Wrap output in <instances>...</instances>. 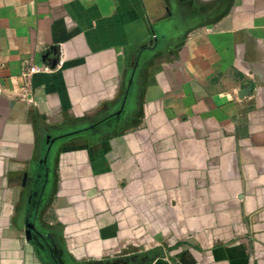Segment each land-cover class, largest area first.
I'll list each match as a JSON object with an SVG mask.
<instances>
[{"label":"crops","instance_id":"1","mask_svg":"<svg viewBox=\"0 0 264 264\" xmlns=\"http://www.w3.org/2000/svg\"><path fill=\"white\" fill-rule=\"evenodd\" d=\"M117 259L264 264V0H0V264Z\"/></svg>","mask_w":264,"mask_h":264},{"label":"built area","instance_id":"2","mask_svg":"<svg viewBox=\"0 0 264 264\" xmlns=\"http://www.w3.org/2000/svg\"><path fill=\"white\" fill-rule=\"evenodd\" d=\"M55 57L54 64H47L43 63L40 65L37 64H29L24 68L23 70V77L27 80H29L34 74L40 73V72H51L57 67H61L65 63V59L63 56V51L60 50V46H55L52 48Z\"/></svg>","mask_w":264,"mask_h":264},{"label":"water","instance_id":"3","mask_svg":"<svg viewBox=\"0 0 264 264\" xmlns=\"http://www.w3.org/2000/svg\"><path fill=\"white\" fill-rule=\"evenodd\" d=\"M247 93H248V89H247V88H244V89L242 90V92L239 93V96L242 97L243 95H245V94H247ZM214 100H215V102H216L217 104H223V103L227 102V97H226V96L220 97L219 95H215V96H214ZM27 233H28L29 238H30V237H31V232L28 231Z\"/></svg>","mask_w":264,"mask_h":264},{"label":"rangeland","instance_id":"4","mask_svg":"<svg viewBox=\"0 0 264 264\" xmlns=\"http://www.w3.org/2000/svg\"><path fill=\"white\" fill-rule=\"evenodd\" d=\"M119 260H121V259H117V260L115 261V263H112V264H118L117 261H119Z\"/></svg>","mask_w":264,"mask_h":264}]
</instances>
